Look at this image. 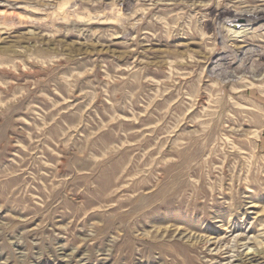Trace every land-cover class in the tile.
I'll return each mask as SVG.
<instances>
[{
  "label": "rangeland",
  "instance_id": "obj_1",
  "mask_svg": "<svg viewBox=\"0 0 264 264\" xmlns=\"http://www.w3.org/2000/svg\"><path fill=\"white\" fill-rule=\"evenodd\" d=\"M236 15L264 0H0V264L264 248V18L231 42Z\"/></svg>",
  "mask_w": 264,
  "mask_h": 264
},
{
  "label": "bare ground",
  "instance_id": "obj_2",
  "mask_svg": "<svg viewBox=\"0 0 264 264\" xmlns=\"http://www.w3.org/2000/svg\"><path fill=\"white\" fill-rule=\"evenodd\" d=\"M226 12H228V10H225ZM221 13L218 12L216 13V17L220 16ZM234 19L231 20H235V23L230 24V26H234L236 28L232 29H226V27L224 28L225 30H228L229 32L232 31L229 35V39L228 41L233 42L234 40H237L238 38H241L242 40L248 38L249 36H252L253 34H255L254 32L251 33L250 29L252 28V26L259 20L263 19L264 16H251V17H244V21L245 23H241L240 19L242 18V16L240 15H236L233 17ZM210 21H212L211 18ZM224 25V24H223ZM264 28V27H263ZM249 33H251L250 35H248ZM262 58H264V52L260 54ZM209 59V58H208ZM264 254V248H262V250H255L252 251L251 253H246L243 256H240L237 261L238 264H251L252 260L255 259L253 258L254 255H263ZM258 264V263H257Z\"/></svg>",
  "mask_w": 264,
  "mask_h": 264
}]
</instances>
